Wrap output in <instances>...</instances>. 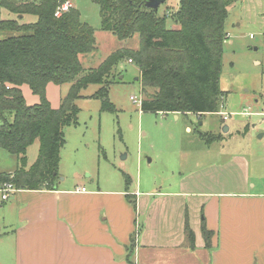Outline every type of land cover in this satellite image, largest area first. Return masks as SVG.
Returning a JSON list of instances; mask_svg holds the SVG:
<instances>
[{"label":"trees","instance_id":"1","mask_svg":"<svg viewBox=\"0 0 264 264\" xmlns=\"http://www.w3.org/2000/svg\"><path fill=\"white\" fill-rule=\"evenodd\" d=\"M90 1L98 7L101 31L119 41L138 35L139 47L114 51L81 77L79 56L94 51L95 30L81 21L75 7L57 17V9L67 0H0V9L15 17L1 20L0 30L19 34L0 41V149L17 158L12 173H0V191L5 185L30 191L55 188L59 151L65 144L63 128L77 125L75 101L81 90L99 85L93 97L103 100L101 111L112 112L108 79L124 60L139 70L140 91L145 96L142 112H218L227 8L237 0H178V9L170 15L166 10L162 16L141 6L143 0ZM26 16L34 20L26 21ZM167 18L178 28L167 29ZM48 84H70L57 109L46 99ZM22 86L39 98L38 104H26ZM148 89L153 92L147 93ZM35 141L38 156L27 168V149ZM185 233L193 247L187 219ZM201 233L209 248L211 232L204 222Z\"/></svg>","mask_w":264,"mask_h":264},{"label":"rangeland","instance_id":"2","mask_svg":"<svg viewBox=\"0 0 264 264\" xmlns=\"http://www.w3.org/2000/svg\"><path fill=\"white\" fill-rule=\"evenodd\" d=\"M68 1L80 12L81 21L95 30L94 51L79 56L83 68L81 77L114 51L138 49V35L119 41L100 30L98 7L90 0ZM260 4L264 6V1ZM177 5L178 0H166L157 14L162 16ZM13 18L0 9V21ZM25 20L34 18L26 16ZM166 28L178 26L167 18ZM225 31L227 38L219 76L223 96L217 113L142 112L141 99L145 96L140 91L139 70L126 60L114 68L108 79L107 101L114 107L112 112L101 111L103 100L93 97L99 85L81 90V97L75 101L79 110L77 125L63 128L65 144L59 151L57 181L60 188H74L80 182L88 190L99 189L116 195L115 198L125 192L126 184L130 193L136 189L172 193L194 171L218 165L236 155L246 158L251 177L254 168L264 177V10L260 11L255 0L236 1L228 9ZM17 35L0 30V41ZM69 87L70 84L47 86L46 99L52 109L59 107ZM21 89L27 105L39 103L28 87ZM146 92L150 94L153 90ZM221 115L228 118L223 120ZM217 136L222 140L210 144ZM37 155L38 141H35L27 149V167L35 162ZM16 168L17 158L0 149V173L8 174ZM2 193L0 236L5 231V223L13 217V212L7 209L12 197L3 203ZM128 202L133 209L132 199Z\"/></svg>","mask_w":264,"mask_h":264},{"label":"crops","instance_id":"3","mask_svg":"<svg viewBox=\"0 0 264 264\" xmlns=\"http://www.w3.org/2000/svg\"><path fill=\"white\" fill-rule=\"evenodd\" d=\"M261 1L255 0L260 11ZM215 140L222 137L209 143ZM253 171L251 177L246 158L236 155L194 171L172 193L126 187L115 198L80 182L68 189L58 183L52 190L14 189L1 199L12 197L13 217L0 236V264H264V177ZM202 222L211 232L209 248Z\"/></svg>","mask_w":264,"mask_h":264},{"label":"built area","instance_id":"4","mask_svg":"<svg viewBox=\"0 0 264 264\" xmlns=\"http://www.w3.org/2000/svg\"><path fill=\"white\" fill-rule=\"evenodd\" d=\"M69 8H71V4L69 2L64 3L60 8L57 9V12L55 13V16L59 17L61 13L67 11ZM226 119V117H224ZM4 193H2L1 199L3 201L7 200L9 197V194L14 192V189L11 185H5L2 189ZM6 191V193H5ZM81 191H84V189H81Z\"/></svg>","mask_w":264,"mask_h":264},{"label":"water","instance_id":"5","mask_svg":"<svg viewBox=\"0 0 264 264\" xmlns=\"http://www.w3.org/2000/svg\"><path fill=\"white\" fill-rule=\"evenodd\" d=\"M164 2L165 0H143L141 6L153 11H157L159 6H161ZM224 131H227V128H224Z\"/></svg>","mask_w":264,"mask_h":264}]
</instances>
